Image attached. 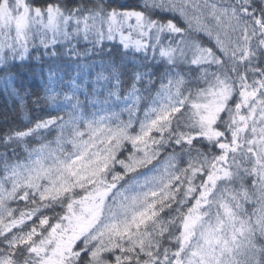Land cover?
Segmentation results:
<instances>
[{"label": "snow or ice", "instance_id": "snow-or-ice-1", "mask_svg": "<svg viewBox=\"0 0 264 264\" xmlns=\"http://www.w3.org/2000/svg\"><path fill=\"white\" fill-rule=\"evenodd\" d=\"M0 264H264V0H0Z\"/></svg>", "mask_w": 264, "mask_h": 264}, {"label": "trees", "instance_id": "trees-1", "mask_svg": "<svg viewBox=\"0 0 264 264\" xmlns=\"http://www.w3.org/2000/svg\"><path fill=\"white\" fill-rule=\"evenodd\" d=\"M4 97L3 96H0V106H3L4 105Z\"/></svg>", "mask_w": 264, "mask_h": 264}]
</instances>
